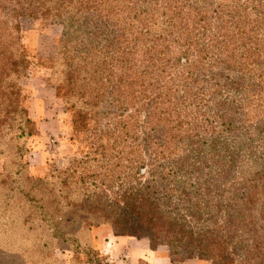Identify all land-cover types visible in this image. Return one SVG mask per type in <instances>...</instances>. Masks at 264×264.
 <instances>
[{"label": "trees", "instance_id": "trees-1", "mask_svg": "<svg viewBox=\"0 0 264 264\" xmlns=\"http://www.w3.org/2000/svg\"><path fill=\"white\" fill-rule=\"evenodd\" d=\"M29 20L62 25L51 85L101 151V197L84 191L89 168L25 170ZM0 157V220L19 202L22 230L50 233L42 254L114 264L78 238L108 225L173 264H264V0H0Z\"/></svg>", "mask_w": 264, "mask_h": 264}, {"label": "rangeland", "instance_id": "rangeland-1", "mask_svg": "<svg viewBox=\"0 0 264 264\" xmlns=\"http://www.w3.org/2000/svg\"><path fill=\"white\" fill-rule=\"evenodd\" d=\"M24 28L23 44L29 57L30 67L28 77L21 79L20 84L28 97L26 107L31 120L30 132L32 134L21 141L28 149V154L24 159L27 162L25 170L33 179H46L50 175H57L55 170L59 172L68 167L72 170L77 168L78 176H81L82 169L89 168L84 175L88 177L85 179L84 191L101 197V151L96 154L91 153L86 146L87 139L85 141V138L73 134L75 111L65 105L62 95L51 85L50 78L53 70L50 57L53 56L62 36V25L53 20H29L25 22ZM90 138L88 142L94 141L93 137ZM11 168L14 167L10 165ZM4 173L5 160L0 157V175ZM14 176L13 174L11 180ZM11 180L8 185L18 186ZM52 181L55 182V186L60 182L59 180ZM22 184L26 190L32 186V181L24 179ZM77 188L80 189L78 186ZM6 194L11 195L12 193L9 192L7 186L0 184V196L3 197ZM15 196L19 197L17 193ZM8 208L12 210L13 217H7L5 221L0 220V264H14V262L17 264H52L53 262L54 264H70L74 260L77 261V255L73 249L66 245L54 247L52 256L42 254V242L48 239L50 233L47 230H38L31 235L26 234L20 225L19 217L24 216L20 203L11 201ZM25 212H29L28 209ZM28 215L25 213V218ZM14 219L17 223L13 221ZM10 223L19 225V228L14 226V230L7 235ZM101 228L112 230L108 225L84 226L78 230L79 240L91 245L100 258L104 256L96 241L101 236L96 235V232ZM113 235L116 236L114 232ZM160 249L168 251L167 247H160ZM124 254L121 251L118 258L123 259ZM190 255L183 253L185 260L194 259ZM104 258L116 264L109 260V257ZM18 259H20L19 263Z\"/></svg>", "mask_w": 264, "mask_h": 264}, {"label": "crops", "instance_id": "crops-1", "mask_svg": "<svg viewBox=\"0 0 264 264\" xmlns=\"http://www.w3.org/2000/svg\"><path fill=\"white\" fill-rule=\"evenodd\" d=\"M96 235H100L96 242L101 248L104 257L116 264H140L144 261L146 264H173L170 254L165 249L152 250L149 241L133 237H116L113 231L107 228L97 230ZM124 252L123 259H119L120 252ZM126 258V260H125ZM176 264H211L207 260L187 259Z\"/></svg>", "mask_w": 264, "mask_h": 264}]
</instances>
